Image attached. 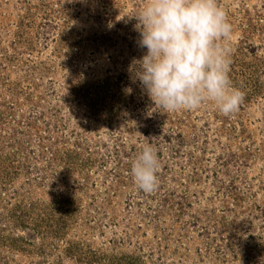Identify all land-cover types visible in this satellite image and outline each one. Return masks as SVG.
<instances>
[{
  "label": "rangeland",
  "instance_id": "obj_1",
  "mask_svg": "<svg viewBox=\"0 0 264 264\" xmlns=\"http://www.w3.org/2000/svg\"><path fill=\"white\" fill-rule=\"evenodd\" d=\"M144 3L0 0V264H264V0H218L231 116L133 82Z\"/></svg>",
  "mask_w": 264,
  "mask_h": 264
},
{
  "label": "clouds",
  "instance_id": "obj_2",
  "mask_svg": "<svg viewBox=\"0 0 264 264\" xmlns=\"http://www.w3.org/2000/svg\"><path fill=\"white\" fill-rule=\"evenodd\" d=\"M137 20L144 55L130 65L133 82L155 105L168 112L198 110L211 104L224 116L234 115L244 94L231 84L232 25L218 0H145ZM160 162L145 146L131 168L145 193L158 186Z\"/></svg>",
  "mask_w": 264,
  "mask_h": 264
}]
</instances>
